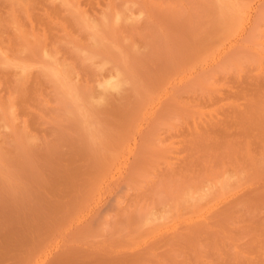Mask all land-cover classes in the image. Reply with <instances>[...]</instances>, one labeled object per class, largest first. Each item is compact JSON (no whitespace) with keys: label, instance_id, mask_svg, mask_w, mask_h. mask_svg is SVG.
I'll use <instances>...</instances> for the list:
<instances>
[{"label":"rangeland","instance_id":"374dc122","mask_svg":"<svg viewBox=\"0 0 264 264\" xmlns=\"http://www.w3.org/2000/svg\"><path fill=\"white\" fill-rule=\"evenodd\" d=\"M212 1L0 0V264H264V0Z\"/></svg>","mask_w":264,"mask_h":264},{"label":"bare ground","instance_id":"6f19581e","mask_svg":"<svg viewBox=\"0 0 264 264\" xmlns=\"http://www.w3.org/2000/svg\"><path fill=\"white\" fill-rule=\"evenodd\" d=\"M213 1H214V0H213ZM213 1H212V3H213ZM209 2H210V1H209ZM214 3H215V2H214ZM212 5H214V4H212ZM218 5H219V4H218ZM210 7H212L211 9H213L214 6H210ZM215 7H216V6H215ZM217 7H218V6H217ZM217 7H216V8H217ZM228 7H229V6H228ZM216 8H215V9H216ZM218 8H219V7H218ZM219 9H220V8H219ZM217 10H218V9H217ZM221 10H223V9H221ZM213 11H214V10H213ZM217 12H218V11H216V13H217ZM219 13H220V10H219V12H218V16H219ZM240 13H241V12H240ZM220 14H221V13H220ZM241 15H242V14H241ZM119 16H120V14H119ZM119 18H121V17H119ZM115 19H116V17H115ZM115 19H114V20H115ZM223 20H224V18H223ZM219 21L222 22L221 20H219ZM116 22H117V20H116ZM244 24H245V23H244ZM219 26H220V24H219ZM220 27H221V26H220ZM94 34H95V33H94ZM231 44H232V43H231ZM137 51H138V50H137ZM195 54H196V53H195ZM195 57H196V56H195ZM216 59H217V58H216ZM197 61H198V60H197ZM227 61H228V60H227ZM219 62H221V61H219ZM223 64H224V63H223ZM223 64H222V65H223ZM218 65H219V63H218ZM220 66H221V65H220ZM49 67H50V66H49ZM222 67H223V66H222ZM222 67H221V68H222ZM54 68H55V67H54ZM115 68H116V67H115ZM50 69H51V68H50ZM56 69H57V68H56ZM58 69H59V68H58ZM115 70H116V69H115ZM119 71H120V70H119ZM50 73L52 74V72H50ZM115 73H116V71H114V74H115ZM119 73H120V72H119ZM119 73H118V74H119ZM123 73H124V72H122V74H123ZM59 74H60V73H59ZM62 74H63V73H62ZM57 75H58V74H57ZM64 75H65V73H64ZM58 76H59V75H58ZM115 76H116V74H115ZM120 76H121V75H120ZM61 77H62V75H61ZM124 77H125V75H124ZM55 78H56V77H55ZM117 78H118V77H117ZM117 78L115 77V81L118 80ZM120 78H122V77H120ZM120 78H119V79H120ZM58 79H59V77H58ZM123 79H124V78H123ZM61 80H62V79H61ZM110 80H111V78H110ZM124 80H125V79H124ZM198 80H199V79H198ZM63 81H64V80H63ZM68 81H69V80H68ZM113 81H114V79H113ZM105 82H106V81H105ZM110 82H112V80H111ZM122 82H123V81H122ZM196 82H197V81H196ZM64 83H65V82H64ZM107 83H108V80H107ZM109 84H110V83H109ZM109 84H106V83H105V86H106V85L108 86ZM115 84H116V83H115ZM196 84H197V83H196ZM61 85H62V83H61ZM113 85H114V83H113L112 85L110 84L111 88L113 87ZM116 85H117V84H116ZM120 85H121V83H120ZM68 86H69V85H68ZM107 86H106V87L103 86V87L106 88V89L109 91V89H108L109 87H107ZM122 86H123V85H122ZM122 86H121V87H122ZM73 87H74V86H73ZM103 87H102V88H103ZM115 87H116V86H115ZM66 88H68V87H66ZM102 88H101V89H102ZM119 88H120V86H119L118 88H116V89L118 90ZM68 89H69V88H68ZM116 89L114 88L113 90L115 91ZM69 90H70V89H69ZM107 90H106V92H107ZM111 90H112V89H111ZM64 92H65V93L67 92V91H65V88H64ZM73 92H74V91H73ZM74 93H75V92H74ZM74 93H73V97H74ZM110 93H111V92H110ZM71 94H72V93H71ZM102 94H103V93H102ZM104 94H105V93H104ZM77 95H79V94H77ZM105 95H106V94H105ZM107 95H108V94H107ZM68 96H69V95H67V97H68ZM101 96H102V95H101ZM103 96H104V95H103ZM70 97H72V96H70ZM78 97H79V96H78ZM90 97H91V96H90ZM92 97H93V96H92ZM80 98H82L81 95H80ZM80 98H79L78 100H79L80 102H82ZM76 99H77V98H76ZM83 99H84V97H83ZM104 99H105V97H104ZM71 100H72V102H73L75 99L73 100V99L71 98ZM102 100H103V98H102ZM102 100H101V101L99 100V101L102 102ZM105 100H107V99H105ZM79 101H78L77 104H78V106H79V105L81 106L82 103L79 104ZM83 101H84V100H83ZM74 102H75V101H74ZM98 103H99V102L97 101V104H98ZM102 103H103V102H102ZM75 104H76V103H75ZM77 104H76V105H77ZM82 106H83V104H82ZM82 108H83V107H82ZM82 108H81V110H82ZM228 179H229V178H228ZM226 180H227V179H226ZM221 181H222V180H221ZM225 182H226V181H225ZM222 183H223V181H222ZM221 185H222V184H221ZM226 185H227V184H226ZM226 185H225V186H226ZM229 185H230V184H229ZM217 186H218V185H217ZM213 187H214V186H213ZM223 187H224V185H223ZM188 188H190V187H188ZM219 188H220V187H219ZM219 188H218V190H219ZM202 189H203V188H202ZM207 190H208V189H207ZM220 190H221V189H220ZM184 191H185V190H184ZM192 191H193V190H192ZM203 191H204V190H203ZM186 192H187V191H186ZM204 192H205V191H204ZM191 193H192V192H191ZM196 193H197V192H196ZM184 195H185V194H184ZM184 195H183V196H184ZM191 195H192V194H190V196H191ZM198 196H199V195H198ZM184 197H185V196H184ZM186 197H187V195H186ZM176 198H177V197H176ZM178 198H179V197H178ZM192 198H194V197H192ZM200 198H202V197L200 196ZM182 199H183V198H182ZM184 199H188V198H184ZM194 199H195V198H194ZM201 200H202V199H201ZM203 200H204V199H203ZM179 201H180V200H179ZM190 201H191V199H190ZM196 202H197V200H196ZM194 203H195V202H194ZM198 203H199V202H198ZM153 211H154V210H153ZM149 213H150V212H149ZM149 213H148L147 216H151V215H149ZM142 214H143V213H142ZM142 214H141V215H142ZM144 214H146V213H144ZM152 215H153V214H152ZM154 216H155V214H154ZM156 216H157V214H156ZM131 217H132V216H131ZM136 217H137V216H136ZM139 217H140V215H139ZM134 218H135V216H134ZM137 218H138V217H137ZM151 218H152V217H151ZM156 219H157V218H156ZM138 220H141V219L138 218L137 221H138ZM142 220L144 221V219H142ZM148 220H150V219H148ZM130 221H131V219H130ZM154 221H155V220H154ZM146 222H147V221H146ZM148 222H149V221H148ZM127 223H128V222H127ZM136 223H137V222H136ZM152 223H153V222H152ZM102 224H103V223H102ZM142 224H143V223H142ZM142 224H138V225H141V226H142ZM146 225H147V224H145V226H146ZM149 225H150V224H149ZM100 226H101V225H100ZM132 226H133V225H132ZM143 226H144V225H143ZM130 227H131V226H130ZM137 227H138V226H137ZM128 228H129V227H128ZM131 228H132V227H131ZM139 228H141V227L139 226ZM139 228H138V229H139ZM81 231H82V230H81ZM128 231H129V230H128ZM133 231H134V230H133ZM95 232H97V230H96ZM135 232H136V231H135ZM92 233H93V232H92ZM98 233H99V232H98ZM84 234H85V232H84ZM87 234H88V233H87ZM135 234H136V233H135ZM90 235H91V234H90ZM94 235H96V234H94ZM141 235H142V234H141ZM141 235H140V236H141ZM81 237H82V236H81ZM144 237H145V236H144ZM138 238H139V237H138ZM130 240H131V239H130ZM132 243H133V242H132ZM70 255H71V254H70ZM66 256H67V255H66ZM130 262H131V261H130ZM134 264H135V263H134Z\"/></svg>","mask_w":264,"mask_h":264}]
</instances>
